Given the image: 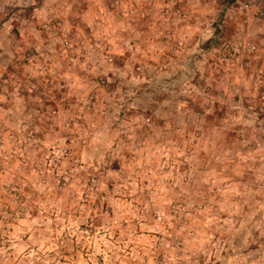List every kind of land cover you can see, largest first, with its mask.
<instances>
[{
	"label": "rangeland",
	"instance_id": "obj_1",
	"mask_svg": "<svg viewBox=\"0 0 264 264\" xmlns=\"http://www.w3.org/2000/svg\"><path fill=\"white\" fill-rule=\"evenodd\" d=\"M219 262L264 264V0H0V264Z\"/></svg>",
	"mask_w": 264,
	"mask_h": 264
},
{
	"label": "trees",
	"instance_id": "obj_2",
	"mask_svg": "<svg viewBox=\"0 0 264 264\" xmlns=\"http://www.w3.org/2000/svg\"><path fill=\"white\" fill-rule=\"evenodd\" d=\"M255 248H257V246H255V242H253V240H251L250 236L247 239L242 237V238L239 239L238 242H236V244H235L234 241H232V244L229 246V248L227 250L226 249L222 250L221 255L223 257L226 256V260L230 256L233 257V260H231V262L234 263V260H235L234 256H235L236 253L237 254H240V253L248 254V252L254 250ZM239 257H241V258H239L240 260L246 259L245 256H243V255H241ZM219 264H223V263L219 262Z\"/></svg>",
	"mask_w": 264,
	"mask_h": 264
}]
</instances>
